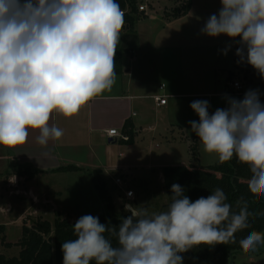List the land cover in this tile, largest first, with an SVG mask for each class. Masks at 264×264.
Listing matches in <instances>:
<instances>
[{"label": "clouds", "instance_id": "clouds-1", "mask_svg": "<svg viewBox=\"0 0 264 264\" xmlns=\"http://www.w3.org/2000/svg\"><path fill=\"white\" fill-rule=\"evenodd\" d=\"M220 3L202 33L239 37L238 63L264 78V0ZM124 17L117 0H0V146L25 144L33 129L46 147L64 135L49 123L54 112L71 118L111 92ZM225 100L227 108L212 114L207 100L193 101L199 121L189 124L205 152L217 154L221 163L235 157L249 166L247 188L258 200L264 197V103L252 89L243 99ZM171 192V203L159 213L125 204L129 215L118 228L81 216L73 226L75 239L62 244L63 264H183L181 253L202 244L235 243V234L251 227L250 218L264 215L250 211L243 197L234 210L219 187L194 202L179 184ZM262 244L260 231L239 241L244 252Z\"/></svg>", "mask_w": 264, "mask_h": 264}, {"label": "rangeland", "instance_id": "rangeland-1", "mask_svg": "<svg viewBox=\"0 0 264 264\" xmlns=\"http://www.w3.org/2000/svg\"><path fill=\"white\" fill-rule=\"evenodd\" d=\"M185 1L140 0L138 6H145L142 14L145 13L146 17L137 19L133 30L123 29L121 33L119 45L125 49L122 71L125 67L128 68V63L132 60L127 51L135 49L133 58L137 61L134 65L144 66V71L147 72L145 77L150 83L147 90L152 87L154 81H157V84L163 82L167 90L172 88L176 93H194V95L180 99L179 102L177 99L169 100L168 113L163 108H155L152 100L149 99L136 103L132 111L136 115L134 119L140 120L141 130L136 134L129 152L126 145L110 144L105 139H100V143H96L101 154L117 159L119 166H123L124 162L125 166L131 169L129 175L124 174L125 178L129 177V181L120 176L118 170L109 172L107 174L109 177L103 179L106 185L105 191L117 212H124L125 204L146 208L149 212L159 213L167 210L169 203L163 186L161 169L185 166L188 163V140L181 138L177 124L186 125L188 132L195 134L191 130L189 121L198 122L199 117L190 104L197 100H207L210 105L209 114H212L227 103L225 96L236 99L244 97V94H219L231 91L225 87L228 70L231 80L238 81L243 86V92L250 89L261 92L264 89L261 79L254 77L243 79L247 63H234L233 39L226 35L210 37L202 33L201 29L208 18L212 14H218L221 8L218 0H191L192 11L189 16L174 19L175 21L165 20L173 7L182 5ZM225 48H229L227 55L223 54ZM138 49L141 52L137 59ZM130 80L134 82L133 77ZM148 127L152 130H148ZM196 139L199 143L197 146L199 161L196 166L205 167L206 164L219 163L218 155L205 152L199 137L196 136ZM11 168L7 167V170L0 173L2 204L6 201H16L14 190H21L29 180L26 178L27 174L22 173L20 168ZM13 175L24 178H10ZM117 178L121 180V188L115 182ZM33 184L36 186L38 198H41L42 192H47L51 204L45 205L42 199L38 200L37 209L34 211L15 210V206L10 216L0 219L1 223H5L4 219L11 218L12 223L7 222L9 226L6 228V238L10 243L17 242L21 237L22 225L30 226L36 220H46L52 224L58 218L76 223L84 215L98 217L107 213L106 202L100 196L95 181L83 170L37 174ZM127 189L134 191L135 196L131 200H126L124 196ZM6 190L7 193L9 190L13 191L8 199ZM1 251L6 257H14L17 256L19 247L13 246Z\"/></svg>", "mask_w": 264, "mask_h": 264}, {"label": "crops", "instance_id": "crops-1", "mask_svg": "<svg viewBox=\"0 0 264 264\" xmlns=\"http://www.w3.org/2000/svg\"><path fill=\"white\" fill-rule=\"evenodd\" d=\"M191 11L192 1L189 12L183 17L189 16L191 14ZM140 52V49H138V52L136 54L137 59L139 58ZM135 53V49H130L127 51V54L132 58V60L128 63V68H124V70L122 71L123 73L116 75V82L111 92H105L101 96L90 101L80 110L78 115H75L71 118H66L63 115L55 112L52 114L49 123L58 126L64 132V135L60 140H50L46 147H42L37 142L39 130L29 129V136L25 144L19 145L15 148L0 146V173L7 170V167H12L11 169L20 168V171L22 173L31 171H38L37 174L74 172L55 171L59 167L72 165L78 167V171L83 170L88 174L92 171H99L100 176L105 180L109 177L107 175L109 172L118 170L120 176H123L124 179H128L129 181V177L125 178L124 174L126 176L129 175L131 169L129 167H126L124 162L123 166H119L117 159H111L108 158L106 154H101L96 147V143H100V139H105L106 142L108 141L110 142V144H122L124 146L126 145V148H128L129 152V149L131 148L130 145L134 143L136 134L141 130V126L139 124L140 120L134 119L136 115L132 111L133 106H136V103H138L140 100L142 101L145 99H149L152 100L155 108H163L165 112L168 113L170 110V106H168L169 100L177 99L179 102L180 99H184L187 97L190 98L194 95V93H176L172 88H169L167 90L163 82L157 84V81H154L152 87L150 86L151 88L147 90V86L150 84L145 77L147 72L144 71V66L134 65V63L137 61L135 58H133V55ZM229 71L230 70H228L227 75ZM121 74H123L122 77ZM132 77L134 78V82L130 80ZM225 80V87L231 89L230 84L233 80ZM160 85H164L163 90L159 89ZM165 89L167 92L165 91ZM157 90L165 92L158 93ZM143 91H145L146 93L144 94ZM225 92L219 94L225 95ZM156 95L167 96L166 104L156 105V102L153 99V97ZM226 105L227 103H224L222 107L227 108ZM126 120H130L133 125L134 138L132 144H126L124 143V141H120L119 138H117L116 140H109V138H107L106 131L111 128H116L121 132L123 124ZM177 126L181 134V138H184L185 141L188 140L187 165H198L197 163L199 161V148L197 146L199 145V143L197 142L196 135L193 133H189L186 125L184 124H177ZM148 130H152V128L148 127ZM191 149L193 150V152ZM210 165L214 164H206L204 166L207 167ZM37 174H35L32 178H29V180H27L26 186L21 188V190H14L16 201H6L5 204H2L1 201L3 199V195L0 194V219H3L4 217L6 218L7 215L10 216V213L13 212L15 206V210L34 211L35 209H37L36 206L38 204V200L42 199V203L45 205L51 204V201L48 198V194H46L47 192L44 193L41 191V198H38L37 196V189L33 184L34 177L37 176ZM10 178L23 179L24 177L13 175ZM118 186L120 187L121 185L118 184ZM12 193L13 191L9 190V192L7 193L6 190L5 194H7V199L8 196H11ZM24 205L27 206L25 207ZM19 217L18 219H20ZM4 220L6 222H0V225L5 228L4 233L6 238V228L7 226H9V223H12V221L10 217L8 220ZM7 222L9 223L7 224ZM6 242H8L7 238ZM1 249L7 250L9 248ZM1 253L3 252L1 251ZM231 264H264V247L260 250L255 249L249 252L237 253L233 258H231Z\"/></svg>", "mask_w": 264, "mask_h": 264}, {"label": "trees", "instance_id": "trees-1", "mask_svg": "<svg viewBox=\"0 0 264 264\" xmlns=\"http://www.w3.org/2000/svg\"><path fill=\"white\" fill-rule=\"evenodd\" d=\"M140 0H117L121 9L126 10L124 29L132 30L137 19L146 17L142 11L138 10ZM220 3V0H218ZM180 4V3H179ZM221 4V3H220ZM191 7V0H186L182 5H177L171 9L170 15H166V21L181 18L185 16ZM236 38L233 44L234 63H238L239 57L236 56V48L238 40ZM125 49L118 44L115 55V72L116 75L122 72V58ZM250 77L261 79L257 71L250 65L246 64L243 79L248 80ZM227 81L231 77L227 76ZM264 92V89L261 91ZM261 103H264V97L260 96ZM121 133L126 139L119 138L126 144H132L134 134L133 125L130 120H126L123 124ZM192 150V149H191ZM193 152V150H192ZM79 168L68 165L59 167L55 171H78ZM38 171L26 172L27 178H32ZM163 186L168 197V203H171V187L173 184H179L184 189V194L195 201L200 197H207L212 191L219 187L222 188L227 196V202L233 205L235 210V202L243 197L249 201V210L252 212H264V197L256 199L251 195L247 188L248 179L251 176L249 166L237 161L234 157L231 161L210 165L207 167H197L189 164L187 166L163 167L161 169ZM90 177L95 181L100 196L106 202L107 213L98 216L99 221L106 225L118 226L122 217H127L128 212H117L112 201L105 191V181L100 176L99 171L89 173ZM74 222L67 219L56 218L52 224L46 220H36L32 225H22L21 237L15 243L6 242L5 228L0 225V249L19 247L17 256L6 257L0 251V264H63L62 244L70 239H75L73 233ZM251 227L235 234L236 242L228 244L216 245H198L193 246L187 252L181 253L183 264H231V258L237 253L244 252L239 245L240 239L244 238L251 231L264 232V215H258L250 218ZM113 244L117 243L113 237ZM264 247V244L258 245L257 250ZM94 264V262H93Z\"/></svg>", "mask_w": 264, "mask_h": 264}, {"label": "built area", "instance_id": "built-area-1", "mask_svg": "<svg viewBox=\"0 0 264 264\" xmlns=\"http://www.w3.org/2000/svg\"><path fill=\"white\" fill-rule=\"evenodd\" d=\"M124 13H126V10L122 9ZM138 10L139 11H145V6L143 5H140L138 6ZM230 87H231V91H226L224 94L225 95H242V94H245L246 92H243V86L238 83V81H232L231 84H230ZM164 88V85H160L159 86V89L160 90H163ZM260 96H264V92H260ZM154 101L156 102V105H165L166 102H167V96L165 95H156L153 97ZM106 135H107V138H109V140H112L114 138H123V139H126L125 136H123L121 134L120 131H118L116 128H111V129H108L106 131ZM115 182L117 184H121V180L119 178L115 179ZM132 192L133 193V196L132 197H129L127 195L128 192ZM124 196L126 199H132L134 197V192L132 189H127L125 192H124Z\"/></svg>", "mask_w": 264, "mask_h": 264}, {"label": "water", "instance_id": "water-1", "mask_svg": "<svg viewBox=\"0 0 264 264\" xmlns=\"http://www.w3.org/2000/svg\"><path fill=\"white\" fill-rule=\"evenodd\" d=\"M115 140L117 139V138H114Z\"/></svg>", "mask_w": 264, "mask_h": 264}]
</instances>
